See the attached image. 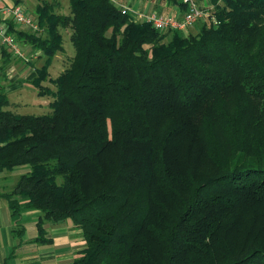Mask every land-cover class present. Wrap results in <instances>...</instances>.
<instances>
[{
    "label": "trees",
    "instance_id": "trees-1",
    "mask_svg": "<svg viewBox=\"0 0 264 264\" xmlns=\"http://www.w3.org/2000/svg\"><path fill=\"white\" fill-rule=\"evenodd\" d=\"M69 1L41 0L39 31L6 22L53 97L21 114L0 88V174L29 166L0 189L12 214L39 211L42 243L46 222H73L72 264H264V0H210L219 25L188 35ZM63 29L75 55L50 78Z\"/></svg>",
    "mask_w": 264,
    "mask_h": 264
},
{
    "label": "crops",
    "instance_id": "crops-1",
    "mask_svg": "<svg viewBox=\"0 0 264 264\" xmlns=\"http://www.w3.org/2000/svg\"><path fill=\"white\" fill-rule=\"evenodd\" d=\"M41 0H0V6L19 3L28 13H32ZM120 8L126 7L137 13L159 12L181 16L180 6L169 4L166 0H114ZM62 10V0H60ZM23 46V47H22ZM23 51L30 57L23 60L19 56L11 57L5 52L0 42V88H4L10 99L9 109L17 112L26 106L27 102L21 96L24 88L36 76V68L41 52L29 45H21ZM39 60V61H38ZM51 100L46 103L49 106ZM40 106L44 102L37 100ZM44 106V105H43ZM50 107V106H49ZM19 113V112H18ZM26 169H17L13 174H0V189L6 191L7 185L14 184L13 177L25 172ZM15 179V178H14ZM9 180H11L9 182ZM39 211L28 210L21 214H12L8 199L0 194V264H72L78 253L85 248V240L81 230L74 227L70 220L53 222L48 221L44 227L47 230L46 238L51 243L38 242Z\"/></svg>",
    "mask_w": 264,
    "mask_h": 264
},
{
    "label": "built area",
    "instance_id": "built-area-1",
    "mask_svg": "<svg viewBox=\"0 0 264 264\" xmlns=\"http://www.w3.org/2000/svg\"><path fill=\"white\" fill-rule=\"evenodd\" d=\"M180 1L185 6V10L181 16L159 12L136 14L126 7L122 9L131 12L138 20L151 22L161 32L168 30L186 32L192 25L203 19H210L214 25H219L218 18L211 13L213 5L210 0H206L204 7H200L197 0ZM8 20H12L18 26L27 27L33 31H39L40 26L22 4L13 3L0 6V42L2 46L23 60H29L30 57L23 51L16 36L7 31L6 22Z\"/></svg>",
    "mask_w": 264,
    "mask_h": 264
},
{
    "label": "rangeland",
    "instance_id": "rangeland-1",
    "mask_svg": "<svg viewBox=\"0 0 264 264\" xmlns=\"http://www.w3.org/2000/svg\"><path fill=\"white\" fill-rule=\"evenodd\" d=\"M124 1H127V0H124ZM115 3L117 4V2ZM70 10H71L70 1L62 0L63 13H69ZM204 21H207V19L199 20L194 25H192L186 32H182V33L185 35H188L189 33H192V34L197 33ZM63 32H64V41H63L64 50L59 52L55 56L52 65L49 67L50 78L51 77L56 78L57 76H59L62 73V71L66 68V66L69 64L68 61L71 58V56L75 55V47L70 39V30L63 29ZM39 62L40 64H38V66L40 67L43 64V61H39ZM45 84L50 86L51 88L54 86L50 81L45 82ZM24 88L26 89V92L22 91L20 97H23V100L27 102V105L16 110L17 112L21 114H46V113L51 112L52 109L49 106H47L48 104L46 102L48 100H52L53 99L52 96H39L38 89L32 84L27 85ZM37 100H42V102H44L42 103L44 106L43 105L40 106L38 103H36ZM24 168H29V166H22L21 169H24ZM10 181L11 180H9V182ZM12 185L13 184L7 185L8 186L7 189L9 191L11 190Z\"/></svg>",
    "mask_w": 264,
    "mask_h": 264
}]
</instances>
